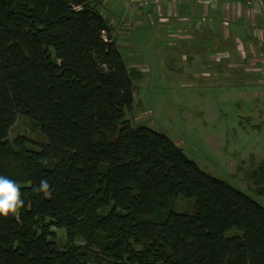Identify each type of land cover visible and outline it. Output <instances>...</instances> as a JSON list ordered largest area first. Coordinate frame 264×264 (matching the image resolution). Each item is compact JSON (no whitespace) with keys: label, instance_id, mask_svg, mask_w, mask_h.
Returning <instances> with one entry per match:
<instances>
[{"label":"trees","instance_id":"trees-1","mask_svg":"<svg viewBox=\"0 0 264 264\" xmlns=\"http://www.w3.org/2000/svg\"><path fill=\"white\" fill-rule=\"evenodd\" d=\"M103 1L0 0V176L24 202L0 217V264H264V206L127 119L142 74ZM19 118L40 149L10 139ZM248 176L264 186V163Z\"/></svg>","mask_w":264,"mask_h":264},{"label":"rangeland","instance_id":"rangeland-1","mask_svg":"<svg viewBox=\"0 0 264 264\" xmlns=\"http://www.w3.org/2000/svg\"><path fill=\"white\" fill-rule=\"evenodd\" d=\"M107 1L99 11L113 27L126 65L142 74L133 80L134 109L127 119L166 134L204 172L264 206V196L255 193L264 186L248 178L264 163L263 10L258 6L259 18L243 26L239 17L255 13L243 0L216 8L187 1L177 10L166 3L146 12L122 0L119 13L112 7L116 0ZM19 136L34 150L45 143L39 126L23 118L10 132L12 140ZM190 205L180 201L178 212H189ZM58 236L62 247L64 231Z\"/></svg>","mask_w":264,"mask_h":264},{"label":"clouds","instance_id":"clouds-1","mask_svg":"<svg viewBox=\"0 0 264 264\" xmlns=\"http://www.w3.org/2000/svg\"><path fill=\"white\" fill-rule=\"evenodd\" d=\"M35 191L43 193L45 197L51 196L50 185L46 180H42ZM23 206L19 185L5 176H0V217L18 215Z\"/></svg>","mask_w":264,"mask_h":264},{"label":"built area","instance_id":"built-area-1","mask_svg":"<svg viewBox=\"0 0 264 264\" xmlns=\"http://www.w3.org/2000/svg\"><path fill=\"white\" fill-rule=\"evenodd\" d=\"M123 1H126V3L130 2L132 4L129 5L132 8L131 10H135V11H145L146 8L155 5L157 1L162 2V4H158L159 6L160 5L166 6V3H168L169 9H172V5L173 8L176 5V10L178 9L179 4H182L184 2L187 3V1L197 4L202 8L205 7L216 8L217 6L226 2V0H157V1L156 0H123ZM243 2L248 8H253L256 4H258L261 11L263 10L264 12V0H243Z\"/></svg>","mask_w":264,"mask_h":264},{"label":"crops","instance_id":"crops-1","mask_svg":"<svg viewBox=\"0 0 264 264\" xmlns=\"http://www.w3.org/2000/svg\"><path fill=\"white\" fill-rule=\"evenodd\" d=\"M109 1V0H108ZM108 1H107V3H108ZM239 1V0H238ZM159 3H161V1H157V6H159L158 4ZM112 7H117V13H119L120 12V10L122 9V5H121V1L120 0H117L116 2H113L112 3ZM255 9H253L254 10V14H247L246 12V16H243V17H239V22L241 23V25H243V26H246L247 24H249L250 23V20H249V18L250 17H252V19H258L259 18V10H258V4H256L255 6ZM123 10V9H122ZM153 10V9H152ZM104 17H106V16H104ZM264 26V25H263ZM133 66H131V68H132Z\"/></svg>","mask_w":264,"mask_h":264}]
</instances>
